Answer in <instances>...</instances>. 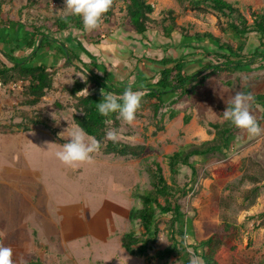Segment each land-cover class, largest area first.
I'll return each instance as SVG.
<instances>
[{"label":"rangeland","instance_id":"374dc122","mask_svg":"<svg viewBox=\"0 0 264 264\" xmlns=\"http://www.w3.org/2000/svg\"><path fill=\"white\" fill-rule=\"evenodd\" d=\"M227 1L244 15L248 7L264 8V0ZM147 2L153 6L151 17L155 23L150 26L143 43L134 37L121 0L116 3L109 26L101 24L92 31L85 29L84 33L71 32L86 47L90 36H105V41L99 46H88V49L104 59L102 63L109 67V73L111 76L113 74L114 79L126 80V87H133L131 84L134 77L130 79L128 77L137 60L143 56L177 58L185 55L186 51L182 48L177 47L176 50L171 49L167 53H163L165 48L161 49L164 44H168L163 32L167 26V10L174 12L177 28L183 34L194 36L209 33L235 48L241 43V40L235 39L231 34L227 27L228 20L224 16L215 13L198 14L190 11L187 3L181 4L176 0ZM63 8L64 0H5L1 20L5 22L6 27L4 26L1 31L2 39L10 41L15 37H26V32H30L33 26L42 25L45 19L67 15ZM180 38L174 39L173 44ZM254 42L255 40H249L248 47ZM25 54L21 52L17 56L22 57ZM53 57L49 53L44 58L50 60ZM60 64L59 62L58 65ZM138 69L151 76L149 69L159 70L160 66L145 62L138 66ZM197 70L199 65L196 63L190 64L186 69L188 73ZM76 80H84L80 71L73 66L60 68L54 76L52 88L35 106L24 105L23 88L11 87L12 84H19L18 82L10 83L8 86L0 84V228L4 223V232L8 234L5 237L0 235V245L13 249L15 264H29L34 261H40L42 264H103L104 260L100 254L92 253L93 250L102 247L100 244H97V247L94 244L81 246L78 244L77 254H74L71 245L62 247L58 243L56 234L57 225L62 221V217L59 216L61 209L84 204L89 209V212H86L85 208L86 215L93 211L101 213L100 200L115 195L116 198L105 199L104 206H112L127 216L131 208L137 207L138 199L134 195V190L150 189L147 166L152 161L157 162L167 182L171 183L166 156L182 145L200 144L210 140L212 131L208 124L217 119L218 103L229 98L231 93L234 96L240 92L235 90V80L230 88L218 79L211 80L205 84V88L191 95L168 99L157 118L152 116L149 104L144 103L138 109L132 124L120 119L119 126L110 129L118 132L116 141L129 145H144L145 151L142 156L139 158L104 156L99 151L93 154L91 162L69 167L55 156L64 143L57 145L47 137L37 138L40 131L47 130L42 126H29L26 120L28 117H43L54 121L58 135L67 141L66 132L76 127L72 120L76 112L73 108L75 100L65 89L71 87ZM247 80H251L255 92L264 93V82L256 83L252 77H248ZM86 94V91L81 93ZM172 113L175 114L174 118H170ZM184 116L190 117L188 124L183 123ZM27 126L29 131L24 130ZM261 128L264 129V125ZM229 161L238 165L239 169L223 186L215 185L211 172L212 169L223 166L222 161H210L212 164L206 167V173L192 185L193 187L191 186L193 191L183 201L188 220L187 234L189 238L200 241L203 239L205 224H219L222 219L230 220L238 228L237 236L232 243L235 250L228 248L221 251L219 264H264V131L259 136H252L246 131L238 134L234 139ZM4 168L28 171L35 175L26 178L20 175L6 176ZM189 174L185 168H181L179 182H187ZM254 180L258 182L256 186L260 188L259 194L246 199L247 192L255 186ZM14 183L18 187L12 185ZM20 184L30 188L24 192ZM216 197L223 208L220 211L221 215L214 214L212 210ZM112 199L117 202H113ZM97 200L101 207L97 208ZM122 215L119 217H124ZM261 215L263 217H260ZM22 223H25L26 227L33 223V230L38 227L36 234L39 236L36 237L40 243L38 249L40 254L33 251L26 256L18 252L17 237L12 236L11 228ZM110 228L114 229L111 222ZM126 228L139 231L136 223H127L123 227L116 224L118 231L122 232ZM159 228L156 250H163L169 243L164 223H161ZM50 245H54L51 251ZM153 252L149 251L145 257H137V264H157L151 259ZM65 253L70 258H67ZM113 264L117 263L113 261ZM164 264L181 263L176 257H171Z\"/></svg>","mask_w":264,"mask_h":264},{"label":"trees","instance_id":"16d2710c","mask_svg":"<svg viewBox=\"0 0 264 264\" xmlns=\"http://www.w3.org/2000/svg\"><path fill=\"white\" fill-rule=\"evenodd\" d=\"M121 1L134 37L143 43L150 31V26L155 23L151 17L153 6L147 0ZM176 1L181 4L187 3L189 10L198 14L215 13L224 16L228 20L227 27L231 34L235 39L241 40V43L235 48L209 33L194 36L183 34L177 28L174 12L167 10V26L164 27L163 32L168 44H164L161 49L165 48L163 53H167L178 47L186 53L177 58L143 56L137 60L128 79L134 77L131 89L141 94V105L148 103L152 116L157 118L166 101L172 97L183 98L191 95L205 88L208 81L217 79L230 88L235 80V90L252 95L250 110L252 113L256 112L252 115L262 127L264 125V93L254 92L252 82L247 78L252 77L254 82H264V74H254L264 69V8L248 7L244 15L227 0ZM4 2L5 0H0V84L8 86L10 83L18 82L23 88L24 105L35 106L52 88L54 76L58 70L73 66L84 76L83 81L76 80L71 87L65 89L75 100L73 108L76 114L72 117L74 125L83 128L89 137L95 138L100 143V151L104 156L122 158L142 156L145 151L144 145H129L121 141L107 140L106 133L112 128H117L120 119L115 113L110 117H103L97 110V104L102 101L104 95L120 96L130 88L126 87V80L114 79L113 74L111 73L112 77L109 73V67L102 63L104 59L88 49V46H99L105 41V36H90L86 47L79 38L71 34L75 31L85 32L81 18L67 14L45 19L42 25L33 26L30 32H26L27 36L24 38L15 37L5 41L1 36V31L6 27L5 22L1 20ZM117 2L118 0H112L111 7L102 18L100 25H110ZM177 37L181 38L173 44ZM249 40H255V42L248 47ZM21 52L26 54L22 57L17 56ZM49 53L54 57L47 60L44 57ZM59 62L60 65H58ZM145 62L153 66L158 65L160 69H153V71L149 69L151 73L149 76L138 69V66ZM193 63L199 65V70L188 73L186 69ZM83 91L87 94L81 95ZM232 98L231 93L229 98L218 103L217 119L208 124L212 131L210 140L200 144L182 145L166 156L171 183L167 182L157 162L152 161L147 166L150 189L134 190V195L142 203L139 207L133 208L129 215L131 223H136L139 231L132 229L120 238L122 248L129 255L145 257L149 251H154L151 259L157 264H164L171 257H176L181 264H191L192 254L195 253L201 258L202 264H219L221 251L228 248L235 250L232 243L237 236L238 228L227 219H222L219 224H205L202 240L189 238L187 213L184 211L183 204L188 194L193 191L192 185L198 182L206 173V167L212 164L210 161L223 163V166L211 171L217 187L223 186L228 178L238 172L239 166L232 164L229 156L232 153L235 137L244 130L222 120V113L230 106ZM174 117L175 114L172 113L170 118ZM26 121L29 126H42L61 143L67 142L58 135L54 121L43 117H28ZM189 121V116L183 117L184 124H188ZM24 130L29 131V127L27 126ZM181 168H185L190 173L185 183H180L178 180ZM257 183L254 180L255 186L247 192L246 199L249 196H258L260 188L256 186ZM218 203L216 197L212 210L214 214L221 215L220 211L223 208ZM161 223H164L169 244L163 250H156ZM29 264L42 263L34 261Z\"/></svg>","mask_w":264,"mask_h":264},{"label":"clouds","instance_id":"9594fccd","mask_svg":"<svg viewBox=\"0 0 264 264\" xmlns=\"http://www.w3.org/2000/svg\"><path fill=\"white\" fill-rule=\"evenodd\" d=\"M112 0H64L63 10L70 15L81 18L86 30L92 31L99 27L102 18L111 7ZM141 94L128 88L120 96L106 94L97 104V110L103 117H110L113 113L127 124H132L136 119V113L141 106ZM253 101L251 94L237 92L222 113V120L230 122L234 127L246 131L252 136H259L262 129L256 118L252 115L250 107ZM67 142L61 145L55 153L56 158L69 167L81 163L91 162L93 154L100 151V143L81 127H75L67 131ZM107 139L115 141L118 132L110 130L106 133ZM142 202H137V207ZM14 251L10 246L0 245V264H15ZM191 264H202L201 258L192 254Z\"/></svg>","mask_w":264,"mask_h":264},{"label":"crops","instance_id":"0c3cea01","mask_svg":"<svg viewBox=\"0 0 264 264\" xmlns=\"http://www.w3.org/2000/svg\"><path fill=\"white\" fill-rule=\"evenodd\" d=\"M264 74V69H261V71H258L254 74ZM257 83V82H256ZM255 92V91H254ZM258 93V92H257ZM37 138H49L51 139L55 144L61 145V142L56 139L48 130L47 131H40V134L36 136ZM63 144V143H62ZM4 174L6 176H14L18 177L23 176L24 178L33 176L35 174L30 173L28 171H18L11 168H4ZM15 187H18L16 183L12 184ZM21 185V184H20ZM20 187L22 190L24 189V192L26 189H29L30 187L23 184ZM119 196V195H118ZM109 198H116L115 195L108 198H103L100 200L102 203L101 205L98 203L99 200H97V208L101 207V213L100 212H92L87 213V215L84 213L85 208L87 209L86 212H89V209L86 205L80 204V205H71L67 207H63L61 211L59 212V216L62 217V221H59L57 225V234L56 238L58 243L62 247H68L71 245L73 248V253L77 254V249L79 246L83 244H94V246L97 247V244H100L102 247L96 250H93L92 253H98L100 254L101 259L104 260L103 264H113V261H115L117 264H137V257L140 256H131L129 255L121 246L120 238L125 234L130 232L134 228H126L125 230L118 231L116 230V224H119V227H123V225H127V223H131L129 219L130 211L133 209L131 208L127 214V216L122 215L117 209L112 208V206L105 205L106 200ZM112 201H116L112 199ZM117 202V201H116ZM120 215L124 217H119ZM60 220V218H59ZM109 226H108V223ZM110 222L112 223V227L114 229L111 230L110 228ZM115 223V224H114ZM4 223H2L0 228V235L5 237L7 236L4 232ZM56 224V223H55ZM33 223H30L28 227H26L25 223L12 226L11 230L12 236L17 237V243L18 252L25 254L26 256L30 255L33 251L40 254L41 252L38 250L40 243L37 240V237L39 235L36 234V227L34 230L32 229ZM7 228V226H6ZM40 229V228H39ZM41 230V229H40ZM42 234V230L40 231ZM37 236V237H36ZM86 239H89L88 241ZM79 244V246H78ZM54 248V245H50L49 249ZM114 252V253H112ZM67 255V258H70V256ZM79 257V256H78ZM143 257V256H142Z\"/></svg>","mask_w":264,"mask_h":264},{"label":"built area","instance_id":"2783aa9c","mask_svg":"<svg viewBox=\"0 0 264 264\" xmlns=\"http://www.w3.org/2000/svg\"><path fill=\"white\" fill-rule=\"evenodd\" d=\"M53 5H54V4H53ZM11 87H12V88H17V89H20V88H21L19 84H12Z\"/></svg>","mask_w":264,"mask_h":264}]
</instances>
